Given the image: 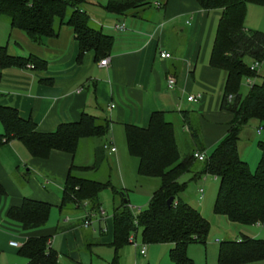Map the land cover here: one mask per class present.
<instances>
[{"label": "crops", "instance_id": "0c3cea01", "mask_svg": "<svg viewBox=\"0 0 264 264\" xmlns=\"http://www.w3.org/2000/svg\"><path fill=\"white\" fill-rule=\"evenodd\" d=\"M107 2H90V9L82 8L89 21L93 19V23L100 27L95 30L113 39L111 51L106 56V67L100 66L102 59L95 60L90 52L80 63L76 62L79 46L66 21L55 23L56 37L33 43L23 32L11 29L8 18L6 21H1L4 17L0 18V47H5L8 55L34 56L46 63L44 71L29 67L0 69V106L13 107L21 119L32 120L39 133H52L59 125L78 122L83 113L99 122H109V132L105 137L81 139L74 155L53 150L46 159L33 158L18 140L0 148V186L5 191V195H0V264H27V259L19 254V248L11 247L9 243L17 242L22 247L28 239L40 237L49 239V247L58 256L57 264H111L115 256L114 215L125 206L131 208L129 192L142 190L143 185L148 186L147 182H152L146 180L139 185L138 159L128 154L125 127L146 129L151 115L163 112L166 121L173 125L178 149L182 145L188 151L183 155L186 156L193 154L194 150L209 155L232 126L233 114L222 108L226 73L209 65L220 10L204 11L194 0H156L151 6L119 16L106 10ZM155 2L161 7H155ZM117 24L124 25V29L114 30ZM244 28L264 33V6H246ZM162 52L169 53L171 58H160ZM248 60L250 65L252 61ZM258 76H264V69ZM169 79L175 81L171 89L167 87ZM246 79L240 85L241 99L249 95ZM259 83L260 78L254 79V84ZM188 97L195 98L196 102H188ZM185 117L188 123H185ZM260 127L262 131L258 134ZM107 143L116 148L114 153L103 149ZM258 143L264 144V125L251 121L241 130L238 141L239 157L250 171L260 161ZM197 162L203 164L197 160L194 164ZM71 167L72 175L77 178L111 185V215L106 211L104 215L98 212L103 207L100 199L103 190L95 204H87V210L95 214L88 228L83 227L86 209L62 204ZM90 167L94 168L80 170ZM201 172L200 166L195 170L192 168L187 173L191 176L189 180L198 184L202 179ZM178 182L185 184L186 190L187 183L180 182V179ZM156 187L157 190L159 185ZM204 196L203 189V197L196 198L200 202L198 208L180 199L203 217L201 202ZM24 199L49 205L45 226L23 231L19 223L8 218V211L19 208ZM214 203L215 200L212 207ZM76 212L83 213V216ZM256 225L259 228L263 226ZM239 235L237 241L243 237L256 238ZM236 240L226 238L216 240V243L219 246L221 242ZM128 245L117 252L118 264L119 257H122L123 264L131 261V256L137 261L147 259L149 255L152 260L151 246L154 245L148 246V253L145 248L144 255H139L136 248L134 255L125 251L120 256ZM155 246L164 250L163 256L169 260L166 264H174L169 259L171 244ZM107 249L112 250L109 255L105 251ZM146 264L150 263L147 261Z\"/></svg>", "mask_w": 264, "mask_h": 264}, {"label": "trees", "instance_id": "16d2710c", "mask_svg": "<svg viewBox=\"0 0 264 264\" xmlns=\"http://www.w3.org/2000/svg\"><path fill=\"white\" fill-rule=\"evenodd\" d=\"M89 0H0V18L10 21L11 29L23 32L31 42L57 36L55 23L69 26L79 46L76 59L80 63L86 53H93L95 60L106 58L112 48V37L89 26V17L82 6ZM156 0H108L106 10L115 15L151 6ZM204 11H221L209 58V65L226 73L222 108L233 114L232 126L203 162L201 176L218 179L219 187L213 207L216 216L225 217L239 226L264 223V144L258 143L260 161L255 172L249 170L238 153L241 130L251 121L264 125V76L249 70L246 59H264V33L244 28L246 6H264V0H194ZM164 6V5H163ZM68 12L70 14L68 15ZM68 16V18H67ZM44 71L46 63L34 56L27 58L8 55L0 47V69H25ZM260 78L245 99L239 95L244 78ZM231 97V102H228ZM188 123V118H184ZM0 148L13 140L20 141L30 156L46 159L53 150L74 155L79 141L85 138L105 137L109 122L83 113L78 122L62 124L52 133H39L32 120L20 118L16 109L0 106ZM125 142L129 156L138 159V175L145 179H157L159 188L153 193L145 211L134 216L126 206L114 215L115 256L111 264H118L117 252L130 244L131 235L141 233L145 246L171 244L169 259L174 264H193L187 256L191 244L205 246L210 225L195 209L185 204L179 194L185 184L179 179L192 171L193 154L181 156L172 123L163 112L151 115L149 126L125 127ZM198 150H194L193 153ZM81 168L80 170L93 169ZM67 176L62 204L83 208V204L98 200L101 191L111 188L100 183ZM0 195H5L0 186ZM174 198L168 206L167 201ZM50 207L47 204L24 199L19 208L8 211V218L21 225L23 231L45 226ZM27 264H57V253L49 247L47 237L30 238L19 249ZM264 262V239L243 237L239 241L221 242L217 250V264H254Z\"/></svg>", "mask_w": 264, "mask_h": 264}, {"label": "rangeland", "instance_id": "374dc122", "mask_svg": "<svg viewBox=\"0 0 264 264\" xmlns=\"http://www.w3.org/2000/svg\"><path fill=\"white\" fill-rule=\"evenodd\" d=\"M101 3L105 4L107 0H89L87 4L83 5L82 8L86 10L90 9L92 4L91 3ZM89 3V4H88ZM93 10V9H91ZM94 12H97V10H93ZM100 13V12H97ZM70 12H68V15ZM94 14V13H93ZM93 18V17H92ZM1 21H6V17L1 18ZM1 23V22H0ZM90 27L94 29H100L95 23H93V19H90L89 21ZM106 33V31H104ZM112 34L111 32H109ZM103 60V59H102ZM246 62L249 63L250 61L246 59ZM262 68L261 70H263ZM263 72V71H262ZM1 127V126H0ZM178 125L175 124V129L178 130ZM3 130H1L0 133H2ZM180 153L181 156L186 154L188 151L181 145L180 147ZM258 165V163H257ZM256 165V168H257ZM203 167L202 163L194 164L193 169L195 170L196 167ZM255 168V167H254ZM252 169L251 171L254 173L255 169ZM188 174L183 175L180 178V182H186L187 183V188L183 194L180 195V198H183L186 201H189L191 205L194 207L198 208L199 203L197 201L198 197V188H202L205 191V196L203 202H201L203 206V217L209 222L210 224V230L208 233V238L206 245H200V244H194L190 245L187 248V255L190 256L191 261L193 264H216V259H215V254L216 250L218 247V243H216V240H225L226 238H230L233 240H236L240 238L239 234H244L245 236L248 237H256L258 239H264V223L262 228H259L257 225L254 226H239L235 224L229 223L225 218L223 217H216L212 213V205L215 200V196L217 194L218 190V180L214 179L212 176H202L201 181L197 184L196 182L190 181ZM207 179L206 182H204V179ZM139 185H142V181H152V182H147L148 186L143 185L142 190L140 189H133L132 192H129L128 198H129V206H131L130 210L134 216H137L138 214V209L141 208V211H145L148 208V204L151 198V195L153 192L156 190V185H159V181L157 179H145V178H139ZM156 183V184H155ZM154 184V185H153ZM216 189V191H215ZM111 198H112V190H104L101 193L100 199L102 201V209L106 211L108 214L111 215L112 213V204H111ZM105 202V204L103 203ZM78 216H83V213L81 212H76ZM85 215V214H84ZM52 218L55 219L54 212H52ZM229 223V224H228ZM135 243L139 248L145 247L147 249V253L150 247L145 246L142 244L141 241V233L138 231L136 237H135ZM152 248V260L149 258V255L147 256V259H140V260H134L133 256H131V261H126V264H146L147 261L150 264H166L168 260V257H164V251L163 249L159 248L160 246H151ZM158 247V248H157ZM154 249V251H153ZM157 249V250H156ZM106 253H111V249L105 250ZM127 252V254L134 255V252H136V248L133 245H128L126 249H123L120 256H123L124 252ZM188 256V257H189ZM119 264H123L122 257H119ZM170 263V262H169Z\"/></svg>", "mask_w": 264, "mask_h": 264}, {"label": "built area", "instance_id": "2783aa9c", "mask_svg": "<svg viewBox=\"0 0 264 264\" xmlns=\"http://www.w3.org/2000/svg\"><path fill=\"white\" fill-rule=\"evenodd\" d=\"M154 6L157 7V8H160L161 5L160 3H157L155 2L154 3ZM114 30H123L124 29V25H121V24H117L113 27ZM160 58L162 59H170L171 58V55L169 53H166V52H162L160 53ZM108 64V59L107 58H104L103 60L100 61L99 65L102 66V67H106ZM30 69H32V66H29ZM264 68V59L260 60V61H252L251 64L249 65V70L251 72H255L256 74H258L261 69ZM247 81V84L248 86L251 88L253 85H254V79L253 78H247L246 79ZM175 84V81L173 79H169L168 82H167V87L169 89H171ZM188 102H196V99L193 98V97H188L187 99ZM228 102H231V97H228ZM262 131V127H260L258 130H257V133L259 134L260 132ZM112 146L111 143H107L103 146V149L105 150H108L110 153H114L116 151V148L113 146V147H110ZM193 158L199 162H204L206 159H207V155L204 153V152H201V151H195L193 153ZM198 196H199V199H201L203 197V189L200 188L198 189ZM83 209H86V215H85V219L83 221V227L84 228H88L91 224V221H92V218H94L95 214L94 212L90 211V210H87L88 208V205L86 203L83 204ZM98 212L100 213V215H104V210L99 208L98 209ZM141 210L138 209V213H140ZM135 234L131 235L130 238H129V243L131 245H133L135 248L139 249L138 250V253L139 255H144L145 254V247H142V248H139L136 243H135ZM9 245L11 247H14V248H21L20 245L17 243V242H10Z\"/></svg>", "mask_w": 264, "mask_h": 264}, {"label": "water", "instance_id": "95a60500", "mask_svg": "<svg viewBox=\"0 0 264 264\" xmlns=\"http://www.w3.org/2000/svg\"><path fill=\"white\" fill-rule=\"evenodd\" d=\"M173 201H174V198L171 197L170 199H168L167 205L170 206L173 203ZM124 203H126V201H124Z\"/></svg>", "mask_w": 264, "mask_h": 264}]
</instances>
